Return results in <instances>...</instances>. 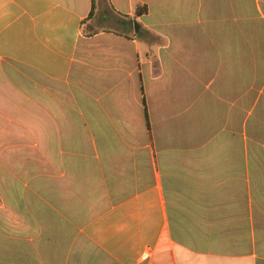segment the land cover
I'll return each instance as SVG.
<instances>
[{"label": "crops", "instance_id": "1", "mask_svg": "<svg viewBox=\"0 0 264 264\" xmlns=\"http://www.w3.org/2000/svg\"><path fill=\"white\" fill-rule=\"evenodd\" d=\"M0 264H264V0H0Z\"/></svg>", "mask_w": 264, "mask_h": 264}, {"label": "rangeland", "instance_id": "2", "mask_svg": "<svg viewBox=\"0 0 264 264\" xmlns=\"http://www.w3.org/2000/svg\"><path fill=\"white\" fill-rule=\"evenodd\" d=\"M94 20H96L98 22L97 27L101 26V27L108 28V29L113 28V25L111 23H109L107 18L105 20L104 13H99V12H98V14L96 13L95 16L90 20V22L91 21L93 22ZM90 22L86 23V29L88 28Z\"/></svg>", "mask_w": 264, "mask_h": 264}, {"label": "trees", "instance_id": "3", "mask_svg": "<svg viewBox=\"0 0 264 264\" xmlns=\"http://www.w3.org/2000/svg\"><path fill=\"white\" fill-rule=\"evenodd\" d=\"M94 8H95V0H94ZM147 13V9L146 8H139L136 12V16H141L143 14H146ZM93 16V12H92V15ZM131 26L135 29V27L133 26L132 22H131ZM143 35V31L139 32L136 36H141Z\"/></svg>", "mask_w": 264, "mask_h": 264}, {"label": "water", "instance_id": "4", "mask_svg": "<svg viewBox=\"0 0 264 264\" xmlns=\"http://www.w3.org/2000/svg\"><path fill=\"white\" fill-rule=\"evenodd\" d=\"M139 31H140V25L138 22H135V32L139 33Z\"/></svg>", "mask_w": 264, "mask_h": 264}, {"label": "built area", "instance_id": "5", "mask_svg": "<svg viewBox=\"0 0 264 264\" xmlns=\"http://www.w3.org/2000/svg\"><path fill=\"white\" fill-rule=\"evenodd\" d=\"M144 259H147V258H149V254H144Z\"/></svg>", "mask_w": 264, "mask_h": 264}]
</instances>
